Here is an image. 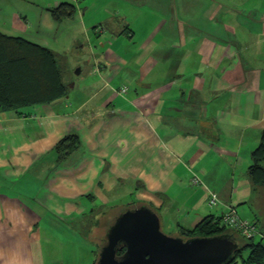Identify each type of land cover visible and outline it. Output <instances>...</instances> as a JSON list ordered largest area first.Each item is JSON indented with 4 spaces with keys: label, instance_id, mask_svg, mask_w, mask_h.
Masks as SVG:
<instances>
[{
    "label": "crops",
    "instance_id": "0c3cea01",
    "mask_svg": "<svg viewBox=\"0 0 264 264\" xmlns=\"http://www.w3.org/2000/svg\"><path fill=\"white\" fill-rule=\"evenodd\" d=\"M37 1L33 21L0 14V31L59 59L72 51L54 35L61 24L78 47L91 25L110 34L96 32L65 100L0 112V264H94L127 197L177 231L234 206L261 240L264 200L248 168L264 130V0H69L77 12L61 22L49 10L59 1ZM71 132L83 145L60 161L54 148ZM69 224L86 262L65 248Z\"/></svg>",
    "mask_w": 264,
    "mask_h": 264
},
{
    "label": "trees",
    "instance_id": "16d2710c",
    "mask_svg": "<svg viewBox=\"0 0 264 264\" xmlns=\"http://www.w3.org/2000/svg\"><path fill=\"white\" fill-rule=\"evenodd\" d=\"M49 10L53 19L61 22L66 18L74 17L77 6L70 1H61L58 6ZM69 88V84L64 80V71L58 54L54 50L25 37L11 36L0 31V112L12 110L20 112L22 108L28 106L51 104L68 96ZM82 145L80 135L71 132L57 143L54 152L57 153L59 160L63 161L77 152ZM248 175L255 196H260L259 200L263 202L264 130L259 145L252 152ZM134 208L129 206L127 210ZM232 208L237 212L236 207L232 206ZM237 215L239 216L238 212ZM254 225L259 226L257 223ZM177 227L179 235L185 239L229 235L239 243L229 264H264V237L259 241L255 240L257 233L254 237H245L236 228L224 224L222 217L208 216L193 228L182 224H178ZM106 242L107 236L96 251L97 258L94 264L98 262L101 248ZM248 249L250 252L245 258L244 252ZM125 251L126 247L120 246L118 255H123Z\"/></svg>",
    "mask_w": 264,
    "mask_h": 264
},
{
    "label": "water",
    "instance_id": "95a60500",
    "mask_svg": "<svg viewBox=\"0 0 264 264\" xmlns=\"http://www.w3.org/2000/svg\"><path fill=\"white\" fill-rule=\"evenodd\" d=\"M92 69L89 65L83 73ZM122 245L126 251L119 256ZM238 246L229 235L187 239L167 235L158 213L141 205L116 217L96 264H229Z\"/></svg>",
    "mask_w": 264,
    "mask_h": 264
},
{
    "label": "rangeland",
    "instance_id": "374dc122",
    "mask_svg": "<svg viewBox=\"0 0 264 264\" xmlns=\"http://www.w3.org/2000/svg\"><path fill=\"white\" fill-rule=\"evenodd\" d=\"M12 3H5L2 4L3 2H10L9 0H0V14L2 15L1 18L2 20H4V22H6L7 19L6 15H11L13 10L19 9L22 13L24 12H28L31 15L29 16V19L31 21H33L32 19V14L34 11H38V7L36 6V4H34V2H37V0H12ZM56 1V0H55ZM61 1H69V0H59V2ZM78 4H80L81 2H83V0H77ZM2 11L4 12V14L2 13ZM5 16V17H4ZM90 15H88L87 17V23H91L89 22L90 19ZM98 18H101V16H98ZM75 23V22H73ZM8 25L10 26V23H8ZM74 25V24H73ZM61 28L59 29L58 33L54 35H57L58 38H61L62 44L65 45L66 41L68 43H66V46H70L72 51L71 52H67L64 57L61 58V53L60 54V65L64 71V80L69 84V86L71 85V82L75 81L78 77H82L81 75H78V70H80V61L83 60L84 58L86 59H91V52L94 48V46H97V39H98V34L97 33H102L104 34L103 36H108L109 34H107V31L105 29V27L101 26L100 23L95 24L94 26H89L88 29V33L84 32L81 35V43L85 44L83 47H78V45H72V40L68 37L70 34H72L73 32V27L69 26L67 27L66 24H61L60 26ZM97 32V33H96ZM69 41H71V43H69ZM52 44L55 45L57 48H60L59 45H56V43L54 41H52ZM59 55V54H58ZM86 68H84L83 70H85ZM127 87V86H126ZM244 148H248L247 145H244ZM194 176H198L200 178L199 175H194ZM191 175L190 177V183L193 179V177ZM201 179V178H200ZM192 184L197 187L196 184L193 183ZM192 184L191 187H194ZM186 198L184 197V195L182 196V199H179V202H183V200H185ZM125 203H129V205H127V207L129 206H137V203L134 202V199L131 197H127ZM127 207L123 208L124 211L127 210ZM136 208V207H135ZM123 211V212H124ZM119 212V211H118ZM122 212V213H123ZM70 230L65 231L64 228L61 229L60 233L62 234V237L65 238V248L67 249H72L73 247H81V252H83V255L81 253V257H83L84 262L87 261V250L89 249L87 242H85L84 240H80L77 241L75 238H77L79 235H73L71 226H74L72 224L68 225ZM96 224L93 225H89L88 228H90L91 231H87L89 232V235H91L96 228ZM93 230V231H92ZM162 230L167 234V235H171V236H180L179 232L177 231V229L172 225L169 226V224L166 222L162 225ZM259 238H256V241ZM57 242L53 241L52 244V248H57ZM249 249L245 250L244 252V257H248L249 255Z\"/></svg>",
    "mask_w": 264,
    "mask_h": 264
},
{
    "label": "built area",
    "instance_id": "2783aa9c",
    "mask_svg": "<svg viewBox=\"0 0 264 264\" xmlns=\"http://www.w3.org/2000/svg\"><path fill=\"white\" fill-rule=\"evenodd\" d=\"M59 1V0H56ZM127 87L124 86L122 88V92L127 91ZM193 183L196 185H202L203 181L198 177L194 176L192 179ZM210 204L217 205L219 202V197L216 193L210 192ZM222 222L230 227L236 228L240 231L245 237H254L257 233V228L253 223H250L247 220H242L235 211L234 208H230L227 212H225L222 216Z\"/></svg>",
    "mask_w": 264,
    "mask_h": 264
}]
</instances>
